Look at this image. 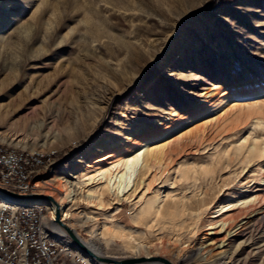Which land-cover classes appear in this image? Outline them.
I'll use <instances>...</instances> for the list:
<instances>
[{
    "label": "rangeland",
    "instance_id": "rangeland-1",
    "mask_svg": "<svg viewBox=\"0 0 264 264\" xmlns=\"http://www.w3.org/2000/svg\"><path fill=\"white\" fill-rule=\"evenodd\" d=\"M78 68L89 83L84 94L73 79ZM259 102L264 0H0V143L58 152L57 166L38 178L39 194L54 199L53 187L79 181L72 207L87 221L72 229L99 256L201 264L186 256L215 209L235 203L242 189L264 188V158L247 162L251 146L264 141ZM136 147L154 156L144 158L149 171L140 168L130 190L100 196L103 183H86V174ZM151 197L157 217L148 229L136 220ZM94 224L132 234L144 252L119 240L104 248L89 236ZM158 238L175 247L157 250ZM247 238L234 239L228 253Z\"/></svg>",
    "mask_w": 264,
    "mask_h": 264
},
{
    "label": "bare ground",
    "instance_id": "bare-ground-1",
    "mask_svg": "<svg viewBox=\"0 0 264 264\" xmlns=\"http://www.w3.org/2000/svg\"><path fill=\"white\" fill-rule=\"evenodd\" d=\"M89 25L92 28L95 27L91 31L93 37L101 41L102 37L104 36L103 35L104 32L96 27L94 21L89 22ZM158 40L159 37H155L153 41L158 42ZM135 53H136L135 48L128 49L129 56H134ZM99 72L95 69L92 70L91 68L92 75L93 73L94 75L96 74L99 75ZM73 79L74 82L77 84L76 86L78 87L80 86L83 89L81 92H79V94L86 93L87 90L86 86L89 83L85 78L83 68H78V71L73 73ZM108 95L111 97L113 95V92H109ZM260 104L261 105L259 106L257 105L258 107H256V113L258 114L257 119L260 121L261 124L264 123V103H260ZM138 148L136 147V150L132 152L129 151L130 153L126 154L118 161L117 160L111 161L107 166L95 170L96 171L95 174H86L85 175L86 183H91L92 181L95 180L103 183L102 184L103 186L99 188L100 196L106 193H108L109 195L113 194L115 196L118 195L121 196L125 191L130 190L135 185V180L137 174H139L138 172L140 168H144L143 170L145 172L149 171L150 167L147 163L144 162V158L146 157L148 161L150 158L154 156V153L151 152L149 149H145L143 151H137ZM249 152H251V156H249L250 158L247 159V162L262 161L264 158V141L262 144L254 143L249 149ZM246 185L247 184H244L243 188L247 187ZM261 185L263 184H260V186ZM53 188L57 190V192H54L53 195L55 199L54 201L45 200V199H41V200L15 199V202L21 204L43 203L49 210L47 220H53V219L55 220L56 213L61 212L60 215L61 223L66 224L65 221H67L68 225L67 224L66 225L69 228H72L75 223L81 222V216L79 217L77 213H74L73 211L74 208L72 207L73 206L72 204H74L75 196L77 194V189L79 188V181L73 182V181L63 180L61 184ZM252 190L253 188L242 189V191L245 192V194L242 197H239L240 199H238L236 202L234 201L235 203L227 204V206L220 207L218 210L215 209V211L213 212L215 214L211 216L212 219L210 220V222L208 224H204L207 225V227L205 228V231L198 240L197 244L196 245L194 244L191 247L189 246L190 251L186 257L191 258L192 262H200L201 264H234L239 260L237 256H239L240 253H243L244 250L246 249H250L247 256L244 257V259H241V261L239 260L240 264H244L245 262H246L245 264H256L258 260H259V264H264V231L263 233L258 235L259 231L261 230V227L264 224V188L260 192H255L253 194H250ZM148 200L149 201H147L146 212L142 213L140 217L138 216L139 218L138 220H136L137 221L136 223H139L142 220L145 221L146 228H148V226H150L149 224L152 223L157 217V209L154 208L153 205V203L155 202L154 198L151 197ZM89 202H93V200H89ZM208 209H209L208 203L203 202L201 204V208L197 210H200L201 212L204 213ZM259 215H262V217L258 218ZM198 218H200L199 222H202L201 219L202 217L198 216ZM86 221L87 218L85 221H82L80 225L81 226L85 225ZM46 225L51 226L50 223H48L47 221H46ZM59 226H60L59 224L55 223L54 226L52 227L54 231L58 233L56 235L61 237L62 230H59ZM92 227L93 228L91 229V231H89V236L95 237L98 242L104 244V248H107V246L112 241L119 240L121 243L118 246L122 249H128L133 254L134 253L136 255L141 254L145 250L144 244L140 241H137V239L132 234H128V233L126 234L121 231H117L115 228L109 225H103L99 229H97L95 224L92 225ZM60 228L62 227L60 226ZM244 235H248V238L247 240L241 242L236 247L235 249L236 253H228L229 247L231 246L233 241H235L234 239L240 237L242 238V236ZM63 241H65V245L68 244L67 240L63 239ZM178 241H179V234H177L174 239V242H178ZM167 244L170 248L175 247L173 243L165 242L162 240L160 241L158 238V243L155 245V248L159 250L160 248L167 247ZM159 261L164 263L160 258ZM97 264H99V262Z\"/></svg>",
    "mask_w": 264,
    "mask_h": 264
},
{
    "label": "built area",
    "instance_id": "built-area-1",
    "mask_svg": "<svg viewBox=\"0 0 264 264\" xmlns=\"http://www.w3.org/2000/svg\"><path fill=\"white\" fill-rule=\"evenodd\" d=\"M58 152L0 143V264H97L54 234L43 203L21 204L14 196L39 194V176L58 164ZM5 190V191H3ZM33 200V199H28ZM68 260V263H67Z\"/></svg>",
    "mask_w": 264,
    "mask_h": 264
},
{
    "label": "water",
    "instance_id": "water-1",
    "mask_svg": "<svg viewBox=\"0 0 264 264\" xmlns=\"http://www.w3.org/2000/svg\"><path fill=\"white\" fill-rule=\"evenodd\" d=\"M1 190V189H0ZM5 191V190H3ZM16 197L22 198V199H45L54 201V199L51 196L44 195V194H27V195H17L13 194ZM54 223L59 224L66 232V235L71 239L73 243V247L80 252H82L85 256L89 257L91 260L96 262H102V263H110V264H135L141 261H159V257H129V258H112V257H104L97 255L89 246L83 241L81 237L77 234V232L69 228L66 224L61 223L59 213H56L55 220H53ZM165 264H172L170 261L166 259H161Z\"/></svg>",
    "mask_w": 264,
    "mask_h": 264
},
{
    "label": "crops",
    "instance_id": "crops-1",
    "mask_svg": "<svg viewBox=\"0 0 264 264\" xmlns=\"http://www.w3.org/2000/svg\"><path fill=\"white\" fill-rule=\"evenodd\" d=\"M65 243V241H63Z\"/></svg>",
    "mask_w": 264,
    "mask_h": 264
}]
</instances>
